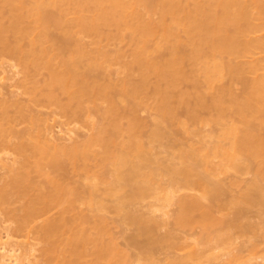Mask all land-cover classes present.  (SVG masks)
I'll use <instances>...</instances> for the list:
<instances>
[{
	"label": "bare ground",
	"instance_id": "6f19581e",
	"mask_svg": "<svg viewBox=\"0 0 264 264\" xmlns=\"http://www.w3.org/2000/svg\"><path fill=\"white\" fill-rule=\"evenodd\" d=\"M2 3L8 7L10 11V15L8 16H10L11 19H8L9 23L7 25H4V23H2L3 21L0 22V69H2V60L4 57L9 56L17 59L19 65L27 72V74H25L26 76L24 75L25 78L23 82L19 85L23 89H21L22 92L27 94L26 96H29V98L28 102L26 101L24 104L20 103L21 101L18 102L19 100L17 101L16 99L14 101H12L13 99L10 101L0 99V151L3 153L5 151V153L8 154L7 156L11 155L10 163L4 162L5 164L3 163L2 167L5 169V175L6 173L7 175L0 178V208H2L1 206L3 205L5 206V204L9 205L8 203L12 201H20V203H23L24 205L22 207L24 209L22 210L25 211V214H22L21 220H19V226L22 228L28 226L31 221H33L34 216L37 217V215H39L41 209H46L47 206L45 205L48 200L64 203L65 205L66 203L68 204L67 206L64 205L65 208L62 210V215L66 209L70 208L72 210L75 205L82 203L88 205L90 211L93 212L107 207L102 196L100 197L101 192H98L99 195L97 194V190L100 191L97 189L99 177L96 173H90L91 170L90 167H88L91 165V163L88 164L90 159L96 161V159L99 158L103 163H108L109 161L113 163L114 170L112 174L108 171L109 174L113 176L110 177L111 180H105L102 177H100L99 180L104 179L106 185L105 191L117 197L116 209H124L125 203L122 198L127 197V199H130L135 197L137 199L138 196H142L143 192L145 193L144 190L146 187L143 185L144 180L142 181L143 183H141L137 177L140 179L148 172L145 171L146 169L144 170V161L149 159L147 157H143V159L140 158L142 153H144L145 144L140 141V136L136 135L135 129L138 121L131 117L130 123L124 127L122 125V119L126 117L123 116L124 114L118 112V108L121 106V103L126 102L127 99L133 101H130L132 102L130 104L131 106L129 105L130 107H138V104H144L142 103L144 100H142L143 96L141 95H143L142 93L145 94V81L151 75H153L155 80L159 83L156 88H154L155 90L153 93L156 96L157 102H155L156 105L154 106H156L157 111L160 112H158L159 115L161 118L165 115L166 118L171 117L172 119V117H174L176 119L177 117L174 116V113L177 107H174L173 103L179 102L183 104L190 91L188 88L189 91L184 89L183 92L179 93V90L178 94H174L177 90L176 88L180 84V80L181 82L185 80L191 82V84L195 83V85H193L196 88V101H198V103L201 101L204 102L203 98L208 94V92L205 93L204 91L214 88V83L216 82V85L217 82L222 80L224 67H227L232 73L241 72L242 75L244 73V71L242 73V70L245 69L246 72V67L250 66L247 65L244 69L243 66H241V70L240 67H237L238 65L232 66L233 64H230L232 58L229 59V64H226L224 56H232L234 58L238 56V58H240L243 53H252L255 50V52H257V49L261 50L262 48L264 53V37H250L251 33L262 29L264 30V7L259 6L257 0H255V3L253 2L254 5H252L254 7L257 4L256 8H258H255L257 11L254 9L255 12L250 7L244 4L245 7L241 5V0H152V2H147V0H2ZM234 6L237 8H234ZM50 7L57 10V16L54 22H51V20L47 21L45 20L46 18H44L45 10ZM130 9L133 10L131 14L128 12ZM71 13L75 16L73 17L71 15L73 18L71 17V19L68 17V19L67 16ZM146 15L149 17L145 18ZM26 19L30 21V24L27 26L23 23ZM70 20H74L73 23H75L76 27H79V31L84 36L91 38L90 44L93 45V48L84 43V41L81 40L82 37L81 39L76 38L78 32L75 33L73 27L70 26ZM240 20L244 21V24H241ZM255 20L260 21L256 22ZM54 28L57 29L60 34L74 40L73 44H71L72 46L70 45L71 47H61V45L53 42L54 40L52 39V41L50 39L51 37L49 38V33L51 29L53 30ZM107 28L116 29V34L112 35L114 39L121 40V38H123V30H125L129 32L134 41V48L129 61L120 59L119 57H121V54H119L120 56L118 57L117 54L115 56L119 58V61H124L119 69L115 71L116 74H123V77H118L119 79L117 80L119 81L117 82V80H115V84L111 82V79L99 81L93 75L96 72L93 70H97L96 67H101L100 59H104V64H101L102 69L103 66H106V69H108L110 65H112L108 52H106L101 45L103 37H111L107 33H104V29ZM25 39H29L30 41L27 48L21 43ZM182 45L186 47L184 50L183 47L182 50L180 48ZM163 47H166L167 51H165L167 54L165 52L163 53L165 58L163 57L159 60L157 58L155 59L154 52L159 51V49ZM163 49L165 50V48ZM241 53L242 55L239 57ZM111 56L114 58L113 55ZM101 63H103L102 60ZM187 63L191 66V70L187 71L189 72L188 74L183 69L184 65ZM254 66L256 70L258 69L256 65H251L249 67L251 70H248L251 71L250 73H253L252 71L255 70ZM43 71H46L45 77L42 78L43 80H39L40 83H38V81H31V85L29 79L35 77V75L44 74ZM239 73L237 74L240 75ZM93 78H95V80ZM157 82L155 83L157 84ZM248 88V96H245L244 99L234 97V104L237 105L236 108L238 109H236L238 111V113L237 111L236 113L240 114L239 118L242 117L240 122L245 124V127L242 129H240L241 126L239 125V127L237 123H227V125L225 123L226 119L224 113L226 112L224 111H226L225 108L227 105L232 103V92L230 91V95L227 93L230 103L227 102V100L226 102L224 101L225 98L223 95L226 94L221 93V91H223L221 87L219 88L220 92L216 94L217 96H215V98L213 96L214 100H212V103L216 111L213 109L215 112L214 117H211V121L220 124V126L222 125V130L220 129L222 132L220 135H222V137L225 136V138L228 137L227 139L229 140V143L227 142L228 144L226 143V145H224L225 143H221V141H217L210 148V154L214 157L218 156L221 161H224L220 164L222 167L227 165V167L230 166L233 167V169H238L240 167L238 158H241L242 155L243 158H245V155H248V157L264 158V137L259 136L260 134H255L253 129H250L248 124L246 125L245 123L248 121L245 119V109L246 113L249 107L255 109V112H257L258 109L264 106V78H254ZM114 90H116L115 94L113 93ZM192 91H194L193 88ZM1 93L0 91V94ZM190 99L192 98L190 97ZM194 102L193 104H196ZM102 103L106 105L104 104L105 106L102 107ZM133 103L135 105L137 104V106ZM196 106L197 105H195V107ZM41 107L49 109L50 112L48 113L53 117L55 115L66 117L65 120L67 122H61V124L76 123V121L80 120L82 115L90 118V115L94 116V114L97 117L100 116V121L95 123L93 121L92 125L96 129V132L89 138L83 139V141H78L77 139L72 140V138L71 140L73 142L65 144L63 142H57L54 137L49 138V136H45L46 134L49 135L48 133L51 131H49V126L47 127L46 124L50 121V118L48 119V117L40 116L42 112L38 113L36 110L37 108L40 110ZM191 111L192 114H190V116L194 119V110ZM195 111L197 112V110ZM248 113L250 114L253 112L249 111ZM50 114H48V116ZM104 118L109 120L108 123L104 124ZM174 118L172 120H174ZM223 120L225 121L222 122ZM179 121L181 123L182 120ZM22 122L27 123L26 127L23 126L24 128L21 127L22 129L16 128L17 124ZM47 129L49 131L48 133L46 132ZM125 131L129 132L130 137L127 138V141H119ZM158 132V128H154L150 138L151 136L158 137ZM115 145L119 147L116 149ZM132 156L135 158L137 157V159L135 160L133 158V160L130 158ZM184 156H186V154ZM184 156L182 157L184 158ZM106 160L108 162H106ZM204 160V162H206L208 159ZM0 161L2 162L1 159ZM63 161H66L74 171H83L84 177L89 180L88 184L78 186L79 189L82 187L81 190L78 191V189H76L77 185L75 187L69 184L73 179H67L68 176L64 177L62 173L61 175L60 173L58 174V172L61 171L58 169L61 168L60 166ZM96 164L99 165L97 161ZM125 165H128L127 171H123V168L121 169V167ZM220 165H218V167ZM187 169H174L169 167L165 171L168 170V172L172 174L180 172L184 175L185 173L187 177H189L188 175L191 171ZM216 169L217 168H215V170ZM220 169L222 170V168ZM31 173L33 175L38 174L41 177L43 175L45 176L44 178L47 177V182L52 185L49 192L52 191V193H43L44 190L41 185L43 183L39 184L38 182L31 181ZM35 176L38 177L37 175ZM147 177L144 178L146 181L148 180L146 179ZM191 177L192 176H190V179ZM186 179L188 178H185L183 181L185 187L191 184V182H189L191 180L188 181ZM201 179L202 178L195 179L196 181L192 180V184L194 183L193 186H198V182H200ZM208 182L209 181H207L206 185H211L208 184ZM146 184L148 183H145V185ZM124 185H130V191L127 195H120L119 191L122 187H125ZM34 186H36L39 189L36 190L40 192L39 194L36 193L37 195H35V197L30 198L28 195L31 194L29 190L31 187L36 188ZM200 186L201 184L198 187ZM211 186L214 187L215 185ZM41 189L43 190L42 192ZM218 189L216 185L211 191L215 190L217 192ZM208 190L204 192V199L211 197L210 199L217 200L216 197L220 191L218 193L214 191V194H217L215 197L213 193L212 195L211 193L207 194ZM184 199H186V197ZM187 203L189 202L186 200L182 201L180 218H178L179 222L182 221L183 223L186 221L188 223L186 218L194 209L193 206L196 209L197 206V208H199L201 205L200 201L196 199L193 202L191 201L192 205L190 203L188 206ZM183 204L184 206L182 207ZM42 205L45 207L43 208ZM64 215L58 219L62 224H60L61 229L63 226L67 225L68 221ZM82 215L73 217L72 221L75 222L79 220L80 223H89L88 216L86 215L85 217ZM125 215L133 222L138 221V218H135L134 215H130V213H126ZM209 216L211 217V215ZM102 217H99V220L93 221L94 227L98 230V234L95 235L89 234L82 227H78L79 229L77 228L75 230L70 227V229L72 228L74 231H71L70 235L68 234L69 236L66 235L68 237L67 239L63 237L69 249L66 250L65 248H61L62 246L60 245L58 254L60 252L61 257L60 255L56 257L58 261H52L49 257L51 255L48 254H52L56 248H51L49 247L50 245L48 247L46 246L47 252L44 256L45 258L46 255L48 256L47 259H44L45 261H43V264H85L81 262L80 258L83 257L82 254L86 255V250L84 249L86 243H92L94 246L91 254H89L92 257L90 264L116 263L117 261L113 263L114 253L118 251V249L114 250L116 249L115 245L108 247V245H102L100 242L101 238L99 237L103 229L102 222H105ZM67 228H69V225ZM17 229L19 228L17 227ZM53 230L54 229H52V231ZM45 233L46 237L48 233ZM49 237L51 236L49 235ZM1 242L2 241H0V264H25V262H29V255H27V253L23 256L18 255L16 254V250L5 248V245ZM43 251L45 252V249ZM60 259L61 261H59ZM123 262L125 263V261Z\"/></svg>",
	"mask_w": 264,
	"mask_h": 264
},
{
	"label": "rangeland",
	"instance_id": "374dc122",
	"mask_svg": "<svg viewBox=\"0 0 264 264\" xmlns=\"http://www.w3.org/2000/svg\"><path fill=\"white\" fill-rule=\"evenodd\" d=\"M148 1L152 2V0H147V2ZM253 2L255 3V0L252 1L241 0L240 4L241 5L244 4L245 6L250 7L251 9H253L254 12L258 8V7L256 8L257 4L259 6L264 7V0H257V4L254 7L252 6L254 5ZM235 7L236 6H234V8ZM50 8H47V10H45L44 18H46L45 20L47 21L51 20V22H54L57 16L56 14L57 10H54L53 7ZM132 11L133 10L130 9L128 11L129 14H131ZM9 13L10 11L8 7L2 3V0H0V19H1L0 22L3 21L2 23H4V25H7L9 23L8 21L11 19V17L8 16L10 15ZM71 15L73 17L75 16L74 14L71 13L67 16V18L68 17L71 18L72 17ZM148 17H149L148 15L145 16V18ZM73 21L70 22V26L73 27L75 33L78 32L77 36L75 34L76 38L81 39L82 37L81 40L84 41V43H86L89 47L93 48V45L90 44L91 38L84 36L79 31L78 29L79 27L78 26L76 27ZM257 21L259 22L260 20ZM29 22H30L29 19H26L25 22L23 23H25V25L27 26L28 24H30ZM240 22L241 24H244V21L240 20ZM259 31H255L251 33L250 37L251 38L253 37L255 38L257 36H259L258 38H262L260 36L264 37L263 35L264 32H262L264 30L262 29ZM104 33L105 34L107 33L108 35L111 36L110 38L103 37L101 40V45L103 49L106 52H108V56L110 57V61L112 65H110L108 69H110L111 67L112 68L108 70L106 69V66H103L102 69L101 64H104V59H100L101 67H96L97 70L95 69L93 71H96L95 73L97 75L94 72L93 75L99 81L100 80L107 81L108 79L109 80L111 79V82L114 83L115 80L119 79L118 77L120 76L123 77V74L121 75L120 73L119 75L115 73V71L119 69L120 65L124 63V61H119V58L125 61L126 60L129 61V59H131L130 57L133 52L132 50L134 48L133 46L134 41L132 40V37L129 34V32L125 30H123V36H122L123 38H121V40L116 38L115 40L114 37L112 36L116 34V29L114 28L104 29ZM49 34H50L49 38L51 37L50 39L51 40L53 39L54 41L53 40L52 41L56 42V44L61 45V47H71L72 46L71 44H73L74 42L73 39L69 37H65L64 35L60 34V32H58V30L55 28L53 30L51 29ZM21 43L24 47L27 48L30 44V41L29 39H25ZM182 47L183 50L186 48L184 45H182L180 46L181 50ZM163 48H165V50ZM163 48L159 49V51L157 52H154L155 59L157 58L159 60L160 58L161 59L163 57L165 58V55H163V53L166 51V47ZM262 49L261 50L257 49V52H255L256 51L255 50L254 51L255 53L252 52L253 54L246 52L245 54L243 53L242 55L241 53L239 54V57L240 55H242V57L240 58H238V56L237 58L236 57L234 58L232 56L229 57L227 56L228 57L227 59V57L224 56L225 57L224 60L226 61V64L227 63L229 64V59L232 58L231 59L232 62L230 61L231 62L230 64H233L232 66L238 65L237 67L240 68L241 66H243L244 69L247 65L248 66L256 65L258 69L256 70V67L254 66L255 70L252 71L253 73H250L251 71H248L251 70L249 68L250 66L246 67L247 68L246 72L245 69L242 70L241 68L242 73L243 71L244 73L241 75V72L240 73L237 72L240 74L238 75L236 72L232 73L230 72V70L227 69V67H224L222 80L217 82L216 85L215 82L213 85L214 88L206 89L207 91H204L205 93L208 92V94H206L207 95L206 97L202 96L204 97L203 98L204 102L201 101L202 103L201 102L198 103V101H196L197 100V98H195L196 88L194 87L195 83L191 84V82L185 80H182L181 82L180 80L179 81L180 84L176 88L177 90L174 94L175 95L176 93L178 94L179 90H180L179 93L183 92L184 89L188 91L190 89V91L188 92L189 93L188 97L185 100L186 103L185 102L183 104L179 102L173 103L174 107L175 106L177 107L175 108L176 111L174 113V116H176L177 118L175 119L174 117H172V119L174 118V120H172L171 117L166 118L165 115L164 116L162 115L163 117L161 118V116L159 115L160 112L157 111L156 106H154L157 103L156 96L153 94L155 90L154 88H156V86L159 83L155 80V77L153 75H151L153 77L150 76L145 81L146 85L144 88L146 89V91L143 90L145 91V94L142 93L143 95H141L143 96L142 100H144L142 103H144L145 105L141 104L142 105L141 106L138 104V107H134V106L130 107L131 106L130 104L133 102L130 99H127L126 102L121 103V106L118 108V112L120 114H124L123 116L126 117L122 119L123 120L122 125L126 127L130 123L131 117L132 119L138 121L137 124L138 127L136 126L135 129L136 135L140 136V141H142L143 144H145L143 151L144 153H142L140 158L143 159V157L145 158L147 157L149 159L145 161L143 160L145 162L144 170L146 169L145 171H148L146 172L147 175L143 170L145 176H142L140 179L139 177H137V179L140 180L141 183H143L142 181L144 180L143 185L144 187H146V189L144 188L145 193L143 192L142 196L140 197L138 196L137 199L135 197L130 199H127V197L122 198L125 203L124 209L122 210L116 209L115 205L118 199H116L117 197H115L114 194L110 195L111 193L109 194L108 191H105L106 185L104 182V179L111 180L110 177H113L112 175H110L114 170L113 163L111 162L112 163L111 165L110 161L108 162L107 160L106 162L108 163H103L101 162L102 160L97 158L96 161L97 163H99L98 165L96 164L95 160L94 162L93 160L90 159L89 162L87 161L88 164L91 163V165L88 166L90 167L91 170L90 173L92 172L96 173L99 179L100 177L104 178L103 180L98 179V182L97 181L96 182L98 184L97 189L100 190V191L97 190V194L99 195L98 192H101L100 197L102 196V199L107 205L105 209L93 212L90 211V207L88 205L83 203L79 205H75L73 207L74 209L71 207L72 210L68 208L65 210V212H63V215L64 214L66 215V216L64 215V217L68 220L66 226L68 227L69 225V228L63 226L61 229L62 224L60 223L61 221L58 219L61 216H63L61 213L62 210H64L65 208L64 207L65 204L48 200L45 205L47 206L46 209L48 211L44 208L45 206L42 205L44 209H41L40 210L41 212L39 211V215H37V217L34 216L33 221H31V223L28 226L22 228L19 226V220H21L22 214L23 215L25 214V211L22 210L24 209L22 207L24 204L20 203V201L18 202L12 201L13 203L10 202L8 203L9 205L5 204V206L3 205L1 206L2 208H0V235H1L0 241H2L1 243L5 245V248L8 249L12 248L16 250L17 252L16 254L18 255L23 256L24 254L27 253V255H29V262L27 261L25 262V264H36V263L43 264V261H45L44 259H47L48 256L46 255V258L44 256L45 253L47 252L46 249L50 245L49 247L51 248L54 247L56 248V250L53 251L52 254L48 253L49 255H51L49 257L52 259V261H58L56 260V257L60 255V252L58 254V249H60L59 248L60 245L62 246L61 248H65L66 250L69 249V246L67 245L64 239L68 238L67 236L70 235L71 231H74L78 227L79 228L82 227L91 235L98 234V230L97 228L94 227L93 221L99 220L103 216L102 218L103 220H105V222L104 221L102 222L103 227L101 225L100 226L104 230L102 229L99 238H101L100 242L102 245L105 246L108 245V247H112V245H115L116 249L114 250L118 249L117 251L118 253L113 251L115 252L114 253L115 261L113 260V263L117 261L114 264H121V263L122 264H264V158L262 157L255 158L252 156L251 158L248 157V155L247 156L245 155L244 156L245 158H243L242 155L241 158H238L239 159L238 164L240 165V167L238 169L235 168L233 169V167L230 166L227 167V165H225V167H222L220 164L221 162L224 161L223 160L221 161L218 156L214 157L212 154H210L211 153L210 148L213 146L215 142L221 141V143H225L224 145H226L227 142L229 143V140L227 139L228 137L225 138V136L222 137V135H220L222 132L221 131L222 125L220 126V124H216L211 121V117L212 118L214 117V112L216 111V109L214 108L215 106L212 103V100H214L213 96L214 98L215 96H217L216 94L220 92L219 88L221 87L222 88L221 90H223L221 91V93L226 94L223 95V97L225 98V99L223 98L224 101L226 102L227 100V102L230 103V100L228 99L229 97L228 95H230V93L232 92L231 95L233 96V99L230 96L232 99L231 100L232 103H230V105H227L225 103L227 107L228 106L230 107L227 108L225 105L226 111L224 112L226 113L224 114L226 121L223 120L222 122L225 121L226 125L227 123L228 124L237 123L238 126L239 125L241 126L240 129L245 127V124L240 122V119L242 117L239 118L240 114H237L238 109L236 108L237 105L234 104L235 103L234 97L238 99L240 98L244 99L245 96L246 97L248 96V91H249L248 86L254 80V78L255 79L264 78L263 76L264 53ZM116 54L117 57L120 56L119 54H121L122 58L115 57ZM111 55H113L117 61ZM101 60L103 61V63H101ZM2 62H3L1 67L2 69H0V91L2 92L1 93L2 95L0 94V99L9 100V101L12 99H13L12 101H14L16 99L17 101L19 100L18 102L21 101L20 103L23 104L24 102L26 103V101L28 102L29 96H26L27 94H24L22 92L23 89L19 85L20 83L23 82V79L25 78L26 76L25 74H27V72L21 67V65H19L17 59L15 58L6 56L3 58ZM104 68L106 71L104 70ZM183 69L188 74L189 72L187 71L191 70V66L187 63L184 65ZM43 72L44 74H42ZM43 72L41 73L42 75H38V76L35 75V77L29 79L31 85H32L31 81H38V83H40L39 80L40 81L43 80L42 78L45 77L46 71ZM235 74L239 77H237ZM134 77L136 79L135 75ZM93 79L95 80V78ZM118 81L119 80H117V82ZM133 81L137 82L136 80ZM155 82H157V84ZM192 88L194 89V91H192ZM115 91L116 90L113 91L114 94ZM110 93L113 94L112 92ZM227 93L229 94L227 95ZM189 95L192 99H190ZM193 102L196 104H193ZM197 103L199 104V106ZM102 104H101L102 107L106 105L105 103ZM195 105H197L198 107L197 106L195 107ZM135 106H137V104ZM249 109L251 108L249 107L247 109L248 110L247 113L245 109V114H246L245 119L248 120L247 122H245L246 125L248 124L250 129H253V132L255 134L257 135L260 134L259 136L264 137V106L258 109L259 111L257 110V112H255L256 111L255 109H251L252 111ZM191 110H194L193 111V114L195 115L194 119L193 117L191 118L190 116V114H192ZM195 110H197V112ZM36 111L38 113L42 112L40 116L48 117V119L50 118L49 119L50 121L48 120L49 122L47 121L48 123L46 124L47 127L49 126L48 127L49 131L50 130L51 131L49 132L47 129L46 132L47 133L49 132L48 133L49 135H47L45 132L46 134L45 136L46 137L49 136V138L54 137V139L56 138L57 142H61V143L63 142L65 144L67 143L69 144L70 142H73L72 140L74 139H77L78 141H83V139L85 140L89 138L91 135L95 134L96 132V129L92 125L93 121L94 123L100 121V116L97 117L94 114V116L90 115V118L82 115L80 117V120L76 121V123L71 122L69 124H63V123L61 124V122L66 121L65 120L66 117H60L58 115H55L53 117L50 113H48L50 112L49 109H44L43 107H41L40 110L39 108H37ZM249 111L253 113L249 114L248 113ZM48 114L50 115L48 116ZM103 120L105 121L104 124L108 123L109 121L107 120V118H104ZM179 120H182L183 122L181 121L180 123ZM26 124H27L26 122L19 123L17 124L16 128L22 129L26 127ZM156 127L158 128L159 136L158 137L151 136L150 138L151 132L154 130V128L156 129ZM129 135H130L129 132L125 131L123 133V136L120 137L119 141H124V140L127 141V138L130 137ZM116 145L115 148L117 149L119 146ZM185 154L186 156H184ZM7 155L8 154L5 153V151L4 153L0 151V159L2 160V162L0 161V178L2 176L4 177L7 175V173L5 175V169L2 168L4 162L10 163L11 161L10 158L11 155L9 156ZM182 156H184V158ZM130 158L132 159L134 158L135 160L137 159V157L135 158L134 156ZM204 159L206 160L208 159V160L204 162L205 161ZM215 164L220 165L221 167L220 166L219 167L222 168V170L218 167V165ZM125 166L121 167V169L123 168L122 169L123 171L128 170V165L126 166V168ZM146 166L148 169L146 168ZM60 167L61 168L58 170L61 171H59L58 174L60 173L61 175L62 173V176L64 177L68 176L67 179L70 180L73 179V181L71 180V182L69 180L70 182L69 184L71 186L76 187L77 185L78 187L89 183V180H87V178L84 177L83 171L82 172L81 171L78 172L79 170L74 171L73 168L66 161H63ZM169 167L174 169L188 168L190 170L188 169L187 170L191 171L192 174L188 172L190 173L188 175L189 177H187V175L184 173V175L186 176L185 177L180 172L172 174L168 172V170L165 171ZM215 168L217 169L215 170ZM108 171L110 172V174ZM35 175H37L39 178L36 177ZM190 176H192L191 179ZM44 177L45 176L42 175L41 177L38 174H34V175L32 174V176H30V178L32 179L31 181L38 182L39 184L43 183L41 184L43 186L42 189L44 190L43 193L46 194L47 192L52 193V191L49 192L50 189L52 188L51 187L52 185L49 182H47L48 178L46 177L47 178L46 179ZM145 177H147L146 179H148L147 180L148 182L144 179ZM78 178L79 179L83 178V179H80L81 180L80 181ZM185 178H188L186 179L188 181L191 180L189 181L191 182V184L187 185V187H185L183 182ZM199 178H202L200 180L201 183L198 182L199 185L201 184L202 188L201 186L198 187L199 185L193 186L194 183L192 184V180L195 179L197 180ZM207 181H209L208 184L215 186L213 187L211 185H206ZM145 183L148 184L145 185ZM46 185L48 188L46 187ZM216 185L219 189L217 192L215 190L214 191L216 193L220 191V193L218 194L219 196L217 194H214L215 193L214 191H211L216 187ZM124 186L125 187H122V189L119 191L120 195H124V194L127 195V193H129L130 191V185L127 186L124 185ZM189 186L192 188H190ZM77 187L76 189H78V191L81 190L82 188L81 187L79 189V187L78 188ZM36 189L38 188L31 187V189L29 190L31 194H28L30 198H33L35 197V195L39 194L40 192L38 191L39 189L38 190ZM42 189L41 192L43 191ZM206 190H208L207 194L211 193L212 195L213 193L215 197L217 195L216 197L217 200L210 199L211 197L209 196H208L209 198L204 199V195H205L204 192H206ZM184 196L186 197V199H184L185 198ZM195 199L200 201L201 208L200 207L197 208L198 207L197 206L195 209V207L193 206L194 209L190 212V214H188V217L186 216L188 223L186 221L183 223L182 221L179 222L178 218H180L179 215L181 213L180 208L182 201L183 200L188 201L189 203H187V205L189 206L191 201L193 202ZM47 204L50 205L48 206ZM67 205L68 204L66 203L65 206ZM183 206L184 204L182 205V207ZM126 213H130V215L132 216L134 215L135 218L136 217L138 218V221L133 222L129 220V218H127L125 215ZM82 214L85 217L86 215L88 216L87 218H89L88 219L89 223L88 222L80 223L79 220H76L75 222L72 221L73 217H77ZM209 215H211V217ZM17 227L19 229H17ZM70 227H72L74 230L72 228L71 230ZM52 229L54 230L52 231ZM45 232L48 233L46 237H45L46 234ZM49 235L51 237H49ZM110 242L113 243L111 244ZM85 246L84 249L86 250L85 252L86 255L82 254V256L85 257L80 258V260L85 264L87 263L90 264V262L92 261L91 259L92 257L89 254H91L94 246L92 243H88V244L86 243ZM44 249L45 252L43 251ZM59 261H61V259ZM123 261H125V263Z\"/></svg>",
	"mask_w": 264,
	"mask_h": 264
}]
</instances>
